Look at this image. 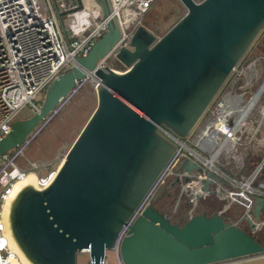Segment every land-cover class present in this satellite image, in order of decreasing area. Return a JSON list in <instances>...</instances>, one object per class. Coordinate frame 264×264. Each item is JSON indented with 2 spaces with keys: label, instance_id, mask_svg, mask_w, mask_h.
<instances>
[{
  "label": "water",
  "instance_id": "1",
  "mask_svg": "<svg viewBox=\"0 0 264 264\" xmlns=\"http://www.w3.org/2000/svg\"><path fill=\"white\" fill-rule=\"evenodd\" d=\"M96 1L107 16L109 1ZM179 1L185 14L161 36L144 24L136 27L131 48L116 54L120 71L97 64L120 37L116 20H109L89 53L50 82L38 110L16 118L0 139L1 162L80 82H95L96 106L49 185H26L11 202V234L32 264H78L86 250L90 264L104 261L169 163L174 139L190 133L264 27V0ZM263 90L264 81L252 100ZM181 170L199 171L200 164L185 159ZM207 175L220 182L214 173ZM160 191L120 241L124 264H264V244L255 234L264 224V197L254 198L246 228L218 211L174 221L155 206L167 193Z\"/></svg>",
  "mask_w": 264,
  "mask_h": 264
},
{
  "label": "built area",
  "instance_id": "2",
  "mask_svg": "<svg viewBox=\"0 0 264 264\" xmlns=\"http://www.w3.org/2000/svg\"><path fill=\"white\" fill-rule=\"evenodd\" d=\"M108 1L110 10L104 16L96 0H0V139L10 132L12 122L24 106L30 105L38 110L39 105L34 101L39 94L45 93L47 86L58 75L68 71L77 56L89 53L95 42L107 32L111 19L116 20L120 37L97 64L101 68L108 66L119 71L115 64L119 63L116 54L123 47L131 48L130 39L134 30L144 24L143 18L156 0ZM66 21L67 28L63 26ZM254 64L255 61L247 64L252 72L246 74L245 66L237 69L238 63L190 133L185 138L174 139L176 149L169 163L119 232L113 250L116 264H124L119 255V244L129 225L159 189L160 192H167L174 183L181 184V195L186 194L187 208L180 217L201 212L196 208L197 203L215 188L244 207L243 217L250 214L256 196L264 197V183L255 185L264 167V157L240 180L229 177L217 167L220 159L240 144L248 114L262 94L248 105L259 88L249 99H245L246 88L252 85L256 75ZM243 78V84L234 91L231 87ZM243 106L246 110L240 120L242 114L239 111ZM260 115L264 120V105ZM20 154L16 148L3 155L0 162V264H12V261L21 264L18 253L10 244L7 231L10 229L9 211L5 212L16 181L27 173L16 165ZM185 159L200 164V170L178 171L180 162ZM209 172L214 173L220 182L208 177ZM55 174L54 170L42 176L35 174L37 188L48 186ZM226 178L235 190L226 187L223 182ZM168 179L170 181L167 182ZM203 180H208L207 192L203 190ZM179 203L178 199L174 212L178 211ZM229 206L227 204L217 211L223 215ZM227 220L238 224L237 221ZM83 253L87 255L88 251ZM101 264L112 263L105 257Z\"/></svg>",
  "mask_w": 264,
  "mask_h": 264
},
{
  "label": "rangeland",
  "instance_id": "3",
  "mask_svg": "<svg viewBox=\"0 0 264 264\" xmlns=\"http://www.w3.org/2000/svg\"><path fill=\"white\" fill-rule=\"evenodd\" d=\"M185 11V7L179 0H156L144 16L143 23L158 36H161L185 14ZM63 26L67 28V21L63 23ZM248 56L258 57L259 61L257 60L255 64L256 70H259L261 66L264 68V27L257 34L251 46L241 58L237 67L238 70L247 65L248 62L244 59H247ZM115 64L118 66L116 68L119 71L124 69V67H121V64ZM259 78L260 80H256L253 86L247 90L246 96L248 98L251 97L250 93H253L264 81L263 73H259ZM243 81L237 80L236 86H241ZM226 87L227 85L224 86V88ZM43 98L44 93L39 94L34 102L40 105ZM263 99L264 94L257 102V106L262 103ZM95 106L96 90L93 79L89 77L85 81L80 82L77 90L62 101L58 110L47 122L42 123V126L28 138V142L17 147V150L21 152L16 160L17 167L24 169L26 172H33L37 176L45 175L52 170L56 171L65 153ZM34 111L35 109L30 105H26L19 111L17 118H27L31 116ZM242 139L247 142L249 141L250 146L256 145L258 151L263 150L262 154L264 153V142L261 144V141H257L260 137L256 136V139H254L252 136L250 138L248 135H243ZM13 151L14 149L10 152ZM238 155L239 152L234 153L235 158ZM226 157L227 155L220 159L217 167L231 178L240 180V177L243 175L241 172L243 170V168L241 169L242 166L234 163L236 160L234 161L233 156L230 158V164H226ZM236 168H238V170H236ZM166 181L168 182L170 179ZM224 183L230 190H235V187L230 184L228 179L225 180ZM165 187L166 186H164V188ZM181 189V184L174 183V185L168 189L167 193L161 195L155 202V206L170 215L174 221L178 220L180 214L187 208L186 194L184 193V195H181ZM219 191L220 189L215 188L214 192L206 194L204 198L197 203V210H205L208 213H213L222 209L225 205L230 204L223 215L231 221H237L240 226L248 228L249 225L246 217H242L245 212L244 207L232 201L228 194L224 193L223 196H220ZM178 199L180 200L178 205L179 208L178 211L174 212ZM255 234L260 239L261 243L264 244V224L256 230ZM106 257L109 262L116 264L113 251H108ZM87 261L88 257L85 253L78 256V264H88Z\"/></svg>",
  "mask_w": 264,
  "mask_h": 264
},
{
  "label": "crops",
  "instance_id": "4",
  "mask_svg": "<svg viewBox=\"0 0 264 264\" xmlns=\"http://www.w3.org/2000/svg\"><path fill=\"white\" fill-rule=\"evenodd\" d=\"M244 60L246 62H248L247 64H250L254 61L256 64L257 60L259 61L258 57H253V56H248V58L244 59ZM255 64H254V66H255ZM244 68L247 69L246 74L251 73V70H249L247 68V65H245ZM255 72H256V75H255V78L253 79L252 85L248 86L246 88V92H247V90H249L253 86V83L256 80L257 81L260 80V78H259L260 72L263 73V75H264V68L262 66L259 68V70H256V68H255ZM242 81H243V79H242ZM242 84H243V82H242ZM238 87L239 86H236V84H235V86L234 87L232 86L231 88H234V91H237ZM253 93H250V96H252ZM263 94H264V91L262 92V94L259 97V99L257 100V102L261 99ZM246 98L249 99L247 96H246ZM257 102L255 103V105L253 106V108L251 109V111L248 114L247 125H246L245 130H244V136L248 135L250 138L252 136V137H254V139H256V136H258V137H260V139L257 141H261V144H263V142H264V120L262 119V117L260 115V111H261L262 106L264 105V99L262 100V103L259 106H257L258 105ZM256 106H257V108H256ZM249 144H250L249 141L247 142L244 139H242L240 144L236 147V149L234 151H231L230 153L226 154L227 157L225 158L226 164H230L229 162L231 160L230 158H232L231 156L232 155L234 156L235 152H239V155L236 158L233 157V159H234V161L235 160L237 161V162L236 161L234 162L235 164H240V166H242L241 169L243 168V170L241 171L243 174L240 177L241 179L246 177L253 170L256 163L260 162V160L264 157V153L262 154L263 150L258 151V149L256 148V145L250 146ZM241 169H239V170H241ZM236 170H238V168H236ZM232 176H234V175H232ZM261 182L264 183V173H262V172L258 175V179L255 182V185L257 186L258 183H261ZM223 194H224L223 192L219 191L220 196H223Z\"/></svg>",
  "mask_w": 264,
  "mask_h": 264
},
{
  "label": "bare ground",
  "instance_id": "5",
  "mask_svg": "<svg viewBox=\"0 0 264 264\" xmlns=\"http://www.w3.org/2000/svg\"><path fill=\"white\" fill-rule=\"evenodd\" d=\"M260 95V94H259ZM258 95V96H259ZM256 96V98L258 97ZM252 100V99H251ZM255 101V99H253L251 101V103H253ZM246 110V107L243 106L240 111L239 114H242L244 111ZM244 118V114H242V116L240 117V120H242ZM261 151V150H260ZM62 161V160H61ZM61 163V162H60ZM60 165V164H59ZM32 185L34 187L37 188V177L33 172H27L26 174L22 175L19 180L16 181L14 187H13V191L11 193L10 198L8 199L7 203H6V207H5V212L7 213V211H9L11 202L13 200V198L15 197V195L26 185ZM7 231L9 232V236H10V244L11 247L13 248V250H15V252L18 253L19 255V262H21V264H32L22 253V251L20 250V248L18 247L17 243L15 242L10 229H7ZM12 264H17V261H12Z\"/></svg>",
  "mask_w": 264,
  "mask_h": 264
}]
</instances>
